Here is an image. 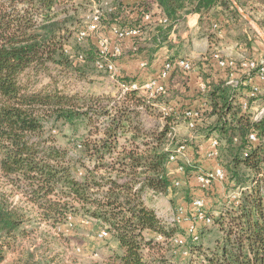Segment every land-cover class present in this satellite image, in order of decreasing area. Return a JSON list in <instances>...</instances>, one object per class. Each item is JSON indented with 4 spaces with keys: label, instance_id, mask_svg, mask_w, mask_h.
Listing matches in <instances>:
<instances>
[{
    "label": "trees",
    "instance_id": "16d2710c",
    "mask_svg": "<svg viewBox=\"0 0 264 264\" xmlns=\"http://www.w3.org/2000/svg\"><path fill=\"white\" fill-rule=\"evenodd\" d=\"M62 1L0 0V264L4 249L28 238L41 223L55 227L68 217L90 219L107 230L114 246L101 264H264V115L253 119L254 110L264 107V93L251 97L247 111H242L233 103L234 90L213 80L215 72L202 75L208 79L209 105L196 132L217 134L216 161L224 158L225 181L241 190L231 209L216 217L207 212L210 229L220 236L212 247H205L204 230H197L198 242L185 230L184 236L179 235L178 225L167 227L146 204L148 192L166 195L174 187L169 157L176 146L184 144L195 153L196 140L171 142L173 115H167L161 128L146 130L137 109L155 111L153 101L169 102L181 96L186 75L174 68L175 79L168 87L164 84V94L150 100L148 90H127L119 103L102 97L84 99L56 88L35 90L23 80L27 72L47 73L51 64L69 68L70 63H91L97 69V39L118 27L137 29L139 35L131 38L136 40L144 31L146 15L147 22L157 23L153 6L168 24L165 30L158 29L167 33L189 12L201 13V25L206 28L217 8L237 20L232 0H140L130 5L123 0H95L97 8L90 13L99 9L97 31L79 42L76 36L86 24L76 29V56L65 54L71 36L67 24L73 25L75 15L59 19L53 13ZM107 2L111 5L104 7ZM236 2L243 10L264 12V0ZM121 47L123 53V41ZM211 56L207 64H213ZM119 81L124 86L136 82ZM58 124L68 130L69 145H59ZM80 129L82 135H78ZM250 134L256 141L249 140ZM196 165H185L182 174L175 169L177 179L189 185L202 174L200 169L194 171ZM201 191L207 194L213 189ZM148 233L166 240L182 239L186 254L169 259V249Z\"/></svg>",
    "mask_w": 264,
    "mask_h": 264
},
{
    "label": "rangeland",
    "instance_id": "374dc122",
    "mask_svg": "<svg viewBox=\"0 0 264 264\" xmlns=\"http://www.w3.org/2000/svg\"><path fill=\"white\" fill-rule=\"evenodd\" d=\"M232 2H235V0H232ZM110 5L108 4L107 6ZM103 6H106L105 3ZM93 8H97L95 0H63L59 6L54 8L53 13L59 19L75 15L73 25L70 22L67 24L68 28H70L71 36L68 40L66 55L76 56L78 51V48H75L77 44L75 38L76 29L88 22L89 17L93 14L92 12L90 13ZM258 13V11L252 10L247 14L252 16L255 22H257V24H254V21V23L250 22L251 27L262 33L259 26L261 27V23L264 24V19ZM240 25L241 29H246L249 34H255V31L244 22L241 21ZM259 41L261 42V38H259ZM250 57L248 56V58ZM71 60L73 61L74 59ZM70 64L69 68L51 64L48 66L47 73L39 75L27 72L23 76V80L24 82H28L30 88L35 90H52L56 88L65 94H76L84 99L102 97L116 103L122 102L123 99L121 97L124 96L126 91L125 86L119 81V78L95 69L91 63L90 65L87 63ZM148 98L153 100L155 97L148 96ZM161 102L162 100L153 101L152 108L155 111L146 112L141 107L137 109L142 113L140 120L146 130L161 128L165 124V118L170 112ZM179 119L174 116L171 123V132L168 135L171 142L173 140L174 142L195 140V137L198 135L197 132L186 129L184 122L179 121ZM57 130L62 131L60 134H57L59 145H69L71 142L66 137L71 136L68 130L62 128L60 124L57 125ZM56 131H53V134ZM82 134L83 132L80 129L78 135ZM75 138L77 139L78 137L75 136ZM172 145L175 146L174 143ZM202 161L200 160L201 163ZM224 162V158L221 161H216L221 168L225 167ZM177 164H180L184 168L185 165H188V163L181 159L177 161ZM196 166L197 170H193L198 172L199 166ZM201 172L205 173L203 170ZM177 178L180 177L176 176V173L173 171L172 182L177 181ZM178 181L180 184L168 190V196L154 194L153 192H148L146 195V204L155 211L156 216L163 222H165L166 218L174 215L180 206L187 210L188 214L185 219H191L190 204L197 197L204 200L206 213L211 212L216 217L221 211L232 208V203L239 197L241 191L235 189L234 182L228 183L227 180L221 183H214L212 187L213 191L211 193L206 192L207 194L201 190L198 192L194 184L191 187L183 178ZM262 191L264 192V187ZM189 221H192V219ZM189 221L178 225L180 229L179 235H183L182 233L187 230L188 225H190ZM165 225L167 227L175 226L168 223H165ZM194 225L197 230H204L203 232L207 233L205 238L202 239L204 246L212 247L215 238L220 236L216 229H210L212 224L203 225L201 222H194ZM102 229L104 228L98 226L94 221L82 217L76 219L68 217L65 224L55 227L43 222L35 228V231L28 238L17 242L12 248H5V258L1 264H32L35 262L43 264H101L111 252L112 246H114V242L110 236L105 239L98 238V233ZM147 236L156 237L157 243H161L166 249H169L168 254H166L169 259L183 257V254H186L185 244L182 247L174 246L175 238L166 240L164 237L156 236L153 233H148Z\"/></svg>",
    "mask_w": 264,
    "mask_h": 264
},
{
    "label": "crops",
    "instance_id": "0c3cea01",
    "mask_svg": "<svg viewBox=\"0 0 264 264\" xmlns=\"http://www.w3.org/2000/svg\"><path fill=\"white\" fill-rule=\"evenodd\" d=\"M123 1L125 4L130 5L140 0ZM233 5L239 14L237 20L227 18V16L223 15L224 11L222 12L221 8H217V14L206 28L201 25V13L189 12L184 14L167 33H164L163 30L167 28L168 24L161 23L163 15H161L158 7L153 6L152 13L158 14L156 15L157 23L144 20V31L140 34L139 38L133 39L134 41L131 38L123 40L124 52L115 60V76L117 78H127L131 81L136 80L140 86H143L157 77L166 62H174L178 59L188 60L193 64L191 71L184 73L179 68H177L179 70H176L186 75L181 96H176L174 100H170L169 102H161L170 112L169 115L180 118L179 121H183L186 129H188L182 113L186 110H197L202 114L208 109V79L204 80L202 75L213 72H215L212 74L215 82L221 81L224 86L234 90L232 96L233 103H238L242 111H247V109H243L242 104L249 101L250 98L247 96L252 85L258 86V94H261L264 93V82L259 81L256 77L247 82L242 71H237L232 74V77L235 82H240L241 84L233 88L227 84L230 72L228 74L222 72L212 61L213 64H207L209 54L214 51H219L223 56L235 59H238L241 54L254 58L262 53L264 47V27H260L258 24L262 33L254 30L255 28L251 27L250 22H255V20L247 14L252 10L250 8L241 9L236 0L233 2ZM257 11L264 19V12L262 10ZM241 21L250 26L255 31V34L251 35L246 29H241ZM254 24H257V22ZM158 27H162L163 30L158 29ZM107 36L111 44L115 43V36L110 31L107 32ZM259 38H261V42ZM174 73V69L171 70L164 80L163 83L167 87L170 83H173L175 79L173 78ZM261 109L257 108L254 110L253 119ZM212 138H217V134L213 133L208 136L197 135L194 142L195 153L192 148H188L185 155L180 159L188 164H197L200 172L216 168L218 166L216 161H209L205 158V154L210 147L209 140ZM200 160H203L202 163ZM176 166L177 164L171 166V173L176 169ZM193 184L198 188V192H200L196 176L190 181V185L193 186ZM168 193L166 196H168Z\"/></svg>",
    "mask_w": 264,
    "mask_h": 264
},
{
    "label": "built area",
    "instance_id": "2783aa9c",
    "mask_svg": "<svg viewBox=\"0 0 264 264\" xmlns=\"http://www.w3.org/2000/svg\"><path fill=\"white\" fill-rule=\"evenodd\" d=\"M113 0H108V2ZM108 2L105 5H108ZM100 18V12L98 9H95L92 16L89 17L88 22L85 25V28L81 29L76 38L77 41H83L88 34L91 32L97 31V26ZM145 21H149V15L144 17ZM161 23H167L165 19L161 20ZM110 32L115 36V43L111 44V41L108 36H101L97 39V47L99 48L100 59L96 62L95 66L99 71L108 73L109 75H116V67L115 60L122 55V47L121 41L127 38H134L139 35V31L134 28H111ZM211 61L216 64V66L221 70H229V80L227 84L232 86L233 88L238 87L241 83L235 82L232 77L237 71H242L244 74L246 81L249 82L256 77L259 81L264 82V47L262 49L261 55L254 58H248L241 54L238 59L233 57H225L219 51L212 52ZM174 68H179L184 72L191 71L192 65L191 62L184 59H178L174 62H166L157 75L156 78L147 82L143 86H140L137 82H132L130 86H125V91L127 90H148L150 97H155L159 94H164L165 86L164 80L167 78L168 74ZM124 86V85H123ZM259 93V87L256 85H252L251 90L248 93L249 98L254 97ZM243 109H247V103L243 102ZM168 110V109H167ZM264 115V107L259 111V113L254 117L255 121L260 120ZM183 117L186 121L187 128L191 131H196V125L200 120L201 112L197 110H186L183 113ZM249 140L254 142L256 138L253 134L249 135ZM210 147L209 150L205 154L206 160L216 161V158L219 155L218 146L219 142L216 138H212L209 140ZM186 147L184 144H179L175 148V152L169 157V162L171 164H177V161L180 157L185 155ZM176 173L182 174L183 167L181 165L176 166ZM197 183L201 190H208L213 187V184L216 182H224L225 181V173L223 168L217 166L216 168L206 171L205 173L199 174L196 176ZM180 182L174 181V187L178 186ZM187 210L183 207H179L175 214L166 218L164 223H168L170 225H179L183 222L189 221L188 228L186 230V234L192 238L193 241L198 240L197 228H195L194 222H201L203 225L212 224V220L205 211V202L202 198H194L190 204V218L185 219L187 215ZM109 236V233L106 229H102L98 233L99 239H105ZM174 243L183 245L182 239H175Z\"/></svg>",
    "mask_w": 264,
    "mask_h": 264
}]
</instances>
